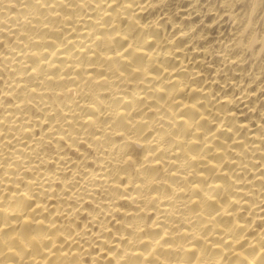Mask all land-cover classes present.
Wrapping results in <instances>:
<instances>
[{"label":"bare ground","instance_id":"bare-ground-1","mask_svg":"<svg viewBox=\"0 0 264 264\" xmlns=\"http://www.w3.org/2000/svg\"><path fill=\"white\" fill-rule=\"evenodd\" d=\"M0 264H264V0H0Z\"/></svg>","mask_w":264,"mask_h":264}]
</instances>
